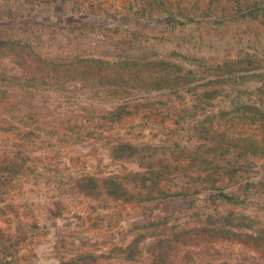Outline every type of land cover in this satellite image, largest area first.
Segmentation results:
<instances>
[{"label":"rangeland","instance_id":"obj_1","mask_svg":"<svg viewBox=\"0 0 264 264\" xmlns=\"http://www.w3.org/2000/svg\"><path fill=\"white\" fill-rule=\"evenodd\" d=\"M1 8L24 16L18 21L0 20L2 31L14 23L6 37L28 41L49 60L96 57L135 63L147 73L155 72L161 63L176 64L201 81L126 100L127 93L87 86L82 80L65 84L64 95L41 88H14L46 115L39 125L46 158L38 166L29 160L18 173L0 174V264L68 260L83 264L79 256L127 246L134 240L146 253L180 227L205 223L212 214L262 215L253 205L234 206L206 192L193 198L105 209L85 201L77 211L54 217L48 213L54 206L46 204L53 202L52 193L43 191L52 188L54 181L47 177L37 185L30 175L20 173L36 167L52 177L82 171L106 177L138 170L139 164L111 157L113 148L176 142L192 148L183 127L211 115L234 125V133L264 138V125L253 115L233 114L236 103L264 108V0H0ZM0 74L20 75L21 70L10 60L0 59ZM85 109H95L98 117L92 124H76V115ZM113 109H121L123 119L115 126L106 123L100 134V113ZM223 110L230 114L223 116ZM66 112L74 115L67 122ZM105 115L110 121L117 116ZM88 130L94 135L86 140ZM6 156L0 151V163L7 165ZM37 190H42L40 195ZM37 195L42 198L40 206L34 204ZM158 220L162 221L159 226H151ZM195 250L196 264H262L255 250L235 242H208ZM93 264L128 263L98 260Z\"/></svg>","mask_w":264,"mask_h":264},{"label":"trees","instance_id":"obj_2","mask_svg":"<svg viewBox=\"0 0 264 264\" xmlns=\"http://www.w3.org/2000/svg\"><path fill=\"white\" fill-rule=\"evenodd\" d=\"M5 17L18 21L24 16L20 11L6 12L1 8L0 20ZM12 25L5 31L0 28V59H8L16 64L21 74H0V151L7 154L8 161L7 165L0 163V174L11 171L18 173L19 168L29 160L38 166L46 158L39 128L46 115H42L40 107L25 102L27 98L14 88L33 87L62 94L63 86L69 81L82 80L87 86L127 93L130 96L124 98L126 100L140 96V93L188 88L201 81L195 73L184 72L176 64L161 63L155 72L147 73L135 63L96 57L55 62L45 58L28 41L6 37ZM96 112L95 109L81 111L76 115V124H92L96 120ZM120 112L121 109H113L100 113L103 116L100 117V134L106 123L118 125L123 119ZM243 113L253 115L264 125V108L256 104L236 103L233 114ZM105 114L117 116L110 121L105 118ZM222 114L230 113L223 110ZM215 117L211 115L202 121L194 120L186 128L183 127L184 132L190 134L188 140H192V148L179 142L172 145L162 143L159 146L124 145L119 149L113 148L111 157L139 164L138 170L113 173L106 177L91 171L55 173L54 180L49 174L40 173L36 167L31 168L30 173L20 174L30 175L37 185L46 182L47 177L49 182L54 181L52 188L43 190L52 193L50 198L54 199L53 202L46 204L54 206L48 210L54 217L77 211L85 201H94V208L105 209L117 205L193 198L206 192L225 203L234 206L253 205L262 211V215H238L234 211L218 216L212 214L205 223L180 227L177 232L149 246L146 253L141 250L140 241L134 240L127 246L79 256L83 264H93L98 260H120L128 264H196L195 248L208 242L243 244L255 250L264 264V163H257L264 161V138L234 133V125ZM63 118L67 122L74 115L66 112ZM33 125L35 127L31 128ZM86 134L84 137L89 140L94 131L88 130ZM10 155L12 161H9ZM253 172L255 175H251ZM40 192L42 190L36 191L38 195ZM38 195L34 196V204L40 206L42 198ZM161 223V220L151 222V226ZM61 264H73V261Z\"/></svg>","mask_w":264,"mask_h":264}]
</instances>
